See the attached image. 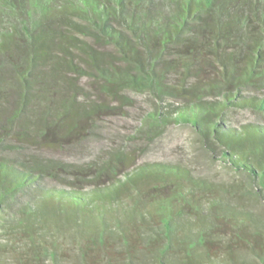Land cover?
Wrapping results in <instances>:
<instances>
[{
    "label": "trees",
    "instance_id": "obj_1",
    "mask_svg": "<svg viewBox=\"0 0 264 264\" xmlns=\"http://www.w3.org/2000/svg\"><path fill=\"white\" fill-rule=\"evenodd\" d=\"M126 91L147 132L190 126L264 199V0H0V264H264L238 188L129 148L26 151L70 146Z\"/></svg>",
    "mask_w": 264,
    "mask_h": 264
},
{
    "label": "rangeland",
    "instance_id": "obj_2",
    "mask_svg": "<svg viewBox=\"0 0 264 264\" xmlns=\"http://www.w3.org/2000/svg\"><path fill=\"white\" fill-rule=\"evenodd\" d=\"M125 94L132 103L125 106L122 114L99 118L83 131L80 138L73 139L70 146L55 150L26 146V151L66 161L76 167L103 159L110 151L120 148L134 149L139 163H179L187 166L197 177L213 181L232 191L238 188L239 199H233V202L251 212L264 230V199L252 192L244 175L228 168L219 159L218 153L204 146L194 130L186 124H171L155 133L147 132L141 123V117L151 108L150 101L134 91H126ZM235 117L241 121L252 119L248 112L239 113ZM242 254L249 260L252 259L249 253L243 251ZM94 260L91 264H106V259ZM75 261L73 258L71 261H62V264H83L79 260Z\"/></svg>",
    "mask_w": 264,
    "mask_h": 264
}]
</instances>
